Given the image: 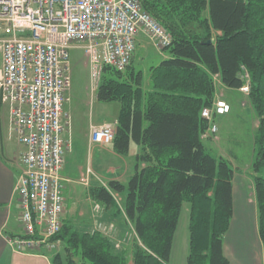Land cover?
<instances>
[{"label":"trees","instance_id":"trees-1","mask_svg":"<svg viewBox=\"0 0 264 264\" xmlns=\"http://www.w3.org/2000/svg\"><path fill=\"white\" fill-rule=\"evenodd\" d=\"M140 1L170 35L160 48L167 55L149 67L146 91L141 70L131 67L133 53L125 72L103 68L95 98L119 104L109 145L123 157L131 143L136 152L125 183L111 179L89 188L116 218L122 216L112 193L123 195V214L135 235L131 261L108 234L64 219L53 237L62 248L49 254L51 264H168L184 204L186 264H229L222 239L233 212L234 168L206 151L202 134L215 116L209 121L201 111L213 105L218 85L239 90L246 82L258 121L251 177L264 264V0Z\"/></svg>","mask_w":264,"mask_h":264},{"label":"built area","instance_id":"built-area-1","mask_svg":"<svg viewBox=\"0 0 264 264\" xmlns=\"http://www.w3.org/2000/svg\"><path fill=\"white\" fill-rule=\"evenodd\" d=\"M0 25V100L8 108L16 139L24 146L15 186L22 234L7 236L5 241L18 253L49 255L61 245L53 237L61 228L64 211L61 170L72 149L66 137L72 121L65 108L71 51H83L94 92L105 66L123 70L129 64L139 33L160 48L170 43V35L140 0H0ZM239 90L247 93L248 83ZM229 111L230 106L218 99L203 108L201 116L212 121ZM115 123L91 124L89 143L111 144ZM215 132L212 121L202 138H216ZM93 175L86 166L80 180L87 185Z\"/></svg>","mask_w":264,"mask_h":264},{"label":"rangeland","instance_id":"rangeland-1","mask_svg":"<svg viewBox=\"0 0 264 264\" xmlns=\"http://www.w3.org/2000/svg\"><path fill=\"white\" fill-rule=\"evenodd\" d=\"M2 34L3 28L0 25V36ZM166 55L167 53L165 51H161L160 47H158L157 44L148 35L138 34L136 38L135 50L133 52L130 64L131 67L134 68V70H141L143 75V89L145 91L149 88V67L151 65L157 64L161 60V58ZM70 62L71 85L67 93L70 101L65 108L71 116L72 123L74 118L75 123L78 124L76 125V137L79 141V145H81L82 139L88 143V138L86 139V136L88 137L86 124L88 122L89 124H101L105 122L111 123V121L107 119H112L114 108L118 107L119 104L115 101H98L95 98L96 91L92 92L90 90L89 66L87 63V59L85 58L81 49H77L74 52L71 51ZM125 70H123V72H125ZM219 87L220 85L217 86V89ZM218 90L216 91L217 95L214 99V102L218 99L224 101L232 100L235 103L241 100L242 106L248 107L252 112V115L250 116L246 114V117L240 118L239 120L235 121L225 119L220 121V119L217 118L215 121H213L216 126V132L214 136L218 137L219 135L220 140L217 141L216 138L210 136L209 138H203L202 141L206 151L212 156H221L225 158L232 167H243L244 165L249 163L250 160H253V137L255 130H252L251 128V122L253 120L255 121L257 117H255L256 114L249 103L247 93H243V96L240 92H234L232 93V95L226 94L225 97L222 98L220 94L221 92ZM73 103L77 105V109L75 110V112L71 109ZM82 113H84L85 115L84 120L81 119V117L83 116L81 115ZM256 124H258V121L256 122ZM90 146L93 147V151H90L94 152V155H96L95 158L99 166L95 170L94 164L92 165V167L94 166L95 174L94 176H90L88 184L84 185L80 180L81 173H84V168L86 166H90V163L86 164V161H88L90 158L84 157V162H82L84 163L83 166L79 168L78 174L70 180L71 182H69V185L73 189H76V199L74 203L72 202L68 205V216H65V218L69 219L70 222L73 223L78 229L93 231L101 228L102 230H104V233L108 234L111 241L117 246L116 249H121L122 247L125 248L126 259L127 262L130 263L131 244L135 240V235L132 232V224L130 222H128L127 224L123 214V195L116 192L112 193L115 201V206L119 209L118 216H122L116 218L111 215L112 209L105 210V207L101 203L96 202L90 197L89 188L92 184L107 185V182L112 178L125 183L133 171V151L131 149L129 156H122V158L119 160L112 159L110 157L109 154L111 153V151H113L111 145L93 144ZM130 146L133 147L134 144L131 143ZM66 157L67 156H65L64 163L66 162ZM96 204L100 206L99 210L94 209V205ZM62 217L64 219V216ZM187 221L188 205L184 204L182 206L180 214L179 228H182L183 222L187 224ZM61 248L62 244L60 245V247L50 253L58 252L61 250ZM77 261L79 262V259H77Z\"/></svg>","mask_w":264,"mask_h":264},{"label":"crops","instance_id":"crops-1","mask_svg":"<svg viewBox=\"0 0 264 264\" xmlns=\"http://www.w3.org/2000/svg\"><path fill=\"white\" fill-rule=\"evenodd\" d=\"M139 34L144 33L141 32ZM75 50L77 49L72 50V52ZM218 89V91L221 92L220 94L222 98H224L226 94L232 95L234 92H240L237 89L226 88L223 86H220ZM241 95L244 96L243 93ZM226 103L230 105V111L228 113L215 116L214 121L217 118H219L220 121L224 119L235 121L246 117V114L250 116L252 115V112L248 107L242 106L241 100L237 103L232 100H228ZM67 104H69V102ZM76 107L77 105L73 103L71 109L75 112L77 109ZM118 110L119 106L115 107L112 119L107 120L116 122ZM81 115H83L81 119L84 120V113ZM256 122L257 118L255 121L253 120L251 122L252 130L256 129ZM91 124H89V122L86 124L87 134ZM76 125L78 124L75 123V119L73 118L70 134H66V137L70 138L72 149L66 154V162L61 170L64 195V211L62 216H64V219H66L65 216H68V205L72 202L74 203L76 199V189H73L69 185V182H71L70 180L78 174L79 168L83 166L84 163L82 162H84V157H89L93 161L92 162L89 159L86 161V164L90 163L89 167L94 174V166L95 170L99 166L95 158L96 155H94V152H91L93 151V147L90 145L93 144H90L89 140L87 143L82 139V143L79 145V141L76 137ZM87 138L88 137L86 136V139ZM216 139L219 141L220 136L218 135ZM131 149L133 154H135L136 147L130 146L129 152H131ZM23 150L24 146L18 142L13 130L11 129L8 108L0 100V264H51L48 254L41 255L18 253L13 251L5 241L7 236H17L22 234L19 221L20 205L15 186L22 171L20 156ZM109 155L112 159L120 160L122 158V156L114 151H111ZM133 162L134 160L132 161V167ZM251 162L252 160H250V162L243 167H233V212L228 229L222 239V251L224 256L229 261V264H263L262 247L257 227L254 188L250 171ZM93 164L94 166L92 167ZM64 219L62 217V220ZM179 221L173 236L168 264H170V262L171 264H186L189 245L188 221L187 224L183 222L182 228H179Z\"/></svg>","mask_w":264,"mask_h":264}]
</instances>
